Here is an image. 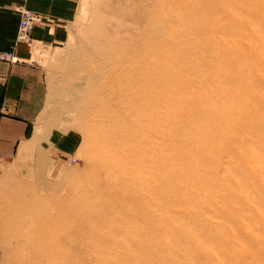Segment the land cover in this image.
Masks as SVG:
<instances>
[{"label": "rangeland", "instance_id": "rangeland-1", "mask_svg": "<svg viewBox=\"0 0 264 264\" xmlns=\"http://www.w3.org/2000/svg\"><path fill=\"white\" fill-rule=\"evenodd\" d=\"M263 11L264 0H81L68 42L54 48L39 46L41 54L31 60L40 74L39 121L75 132L79 147L68 159L38 147L0 164V264H18L15 255L32 264L31 251L16 235L32 233L31 215L42 208L65 216L66 228L74 229L80 222L79 244L70 238L64 248L53 246L57 260L68 252L81 264H115L113 259L127 252L137 255L145 241L149 247L156 245L160 254L164 234L172 264H264ZM224 42L251 55L238 61V52L223 51ZM144 44L151 48L146 54L140 51ZM157 47L161 54L153 50ZM141 53L150 65L145 82L146 74L142 77L140 69L132 67L104 87L103 75L112 61ZM254 61L259 70H243V64ZM155 69L169 81L163 88L149 84ZM232 74L241 76L242 84ZM142 86L146 102L163 94L156 137L150 120L147 124L139 116L145 100L136 93ZM231 92L237 98L245 93L250 97V104L247 100L243 106L251 110L246 117L239 113L242 107L230 101ZM108 97L112 104L106 103ZM155 109L149 102L147 114ZM200 112L203 118L198 117ZM142 125L139 141L149 146L162 140V195L156 175L149 173L142 188L145 195L137 193L127 209L120 195L97 199L99 193L88 183L93 165L99 160L112 162L118 150L125 160L131 157L133 132ZM222 137L225 143L208 149ZM152 158L148 151L143 154L145 162ZM196 164L210 169L200 172ZM113 175L112 181L119 179L118 170ZM230 207L236 216L228 213ZM196 210L200 220L193 217ZM139 258L127 262L148 264Z\"/></svg>", "mask_w": 264, "mask_h": 264}, {"label": "bare ground", "instance_id": "bare-ground-1", "mask_svg": "<svg viewBox=\"0 0 264 264\" xmlns=\"http://www.w3.org/2000/svg\"><path fill=\"white\" fill-rule=\"evenodd\" d=\"M190 1V0H188ZM179 2V1H178ZM184 3V1H182ZM180 2V3H182ZM185 4V3H184ZM187 5V4H186ZM193 5V4H192ZM245 8V6H243ZM246 9V8H245ZM190 11V10H189ZM264 12V11H263ZM239 18V17H238ZM237 23V22H235ZM238 24V23H237ZM143 40V39H142ZM144 42V41H142ZM145 43V42H144ZM143 44V43H142ZM224 44L227 45L225 42L223 43V47H224ZM222 46V45H221ZM141 47V46H140ZM145 44H144V49H142L143 47L140 48V51L143 52V54L148 51L147 49L149 48H146L145 49ZM153 48V47H152ZM151 49V48H150ZM224 49V48H223ZM143 50V51H142ZM147 50V51H145ZM155 51V53L157 52V54H161L160 53V49L159 47L157 48H154L153 49ZM240 50V51H239ZM135 51V50H134ZM139 51V50H138ZM153 51V52H154ZM163 51V49L161 50V52ZM226 54H231V53H237V60L239 61V59H245L247 57H249L251 55L245 53V51L239 49L237 47V49L235 48H231L229 47L228 45L225 47V50H223ZM142 54V53H141ZM124 55L122 56V58L120 56L117 57V59L120 58V61L116 59V61H112V64H109L108 66V70H106V74L103 75V78L105 80H102L103 81V85L105 87V84L111 86L112 82L113 83H116L120 78H123L122 77V72L125 73V72H129L130 69L133 67H138V68H135L137 70L140 69L141 73L140 75L144 76V74H146L144 77L145 78H142L143 79H146L147 80V71L150 70V65H148L147 61H146V57L145 55ZM164 54V53H163ZM263 62V61H262ZM257 62L254 61L253 63L249 64L248 66H246L245 64L244 65V68L243 70H247L249 69L250 71L252 70H259V65H255ZM262 64V63H261ZM263 65V64H262ZM242 67V66H241ZM132 68V69H133ZM228 70H231V65L230 67L228 68ZM162 71V70H161ZM226 72H228L226 70ZM230 72V71H229ZM149 73V71H148ZM152 79L149 81V84H153L155 83L158 87V84H162V88H163V85L165 82H169V81H164V78L162 76V73H160L159 69H155V71L153 72L152 74ZM233 77L235 78V81H237V84H242V78L241 76H238V75H234L232 74ZM125 76V74H124ZM142 76V77H143ZM231 77V79L233 78ZM243 77V80L246 81V80H249V78L247 79L245 76H242ZM141 78V77H140ZM233 78V79H234ZM132 79V78H131ZM232 79V80H233ZM145 82V80H143ZM128 82V81H127ZM153 82V83H151ZM146 83H143V86L145 85ZM143 86L141 88V90L139 91L138 90V93L136 94H140L142 97L145 96V91L143 92ZM130 88V91H131V87L129 86ZM146 88V87H145ZM161 88V85H160V89ZM158 89V88H156ZM235 90V89H233ZM232 90V91H233ZM105 91V90H104ZM231 91V90H230ZM161 92V90H159V93ZM235 92V91H234ZM234 92H231V94L233 93V95L229 94L228 93V97L230 99L231 102H233L235 105H238L239 107H242L241 111L239 112L240 114L244 115L245 117L247 116L248 112L251 111V110H248L246 111L245 109H243V106L244 105H247L246 101L248 100L249 101V104H250V97L248 96L247 97V93L239 96L237 94V96H239V98L235 97V93ZM245 92V91H244ZM133 93V92H132ZM156 93V92H155ZM243 93V91H242ZM162 94V93H160ZM157 93V95L154 96V98H152V101H149L150 103H154V108L157 107V109H155V111H152L151 115H148V111H147V107L149 106V102H146L145 98L144 97V100H145V103H143L142 107H140L141 111H140V115L142 117L143 120L146 121V123L150 120L153 128H154V135L153 137H156L157 136V126H158V119L160 117V114H161V104L163 102V99H162V96ZM163 95V94H162ZM137 96V95H136ZM241 97V98H240ZM137 98V97H136ZM260 97H258L259 99ZM240 99V100H239ZM264 98L260 99L261 101V104L264 106ZM244 102H242V101ZM110 103L112 104V101H113V98L111 97H108V99H106V103ZM156 103H158V105H156ZM251 106V105H250ZM249 106V107H250ZM109 107V106H108ZM248 107V108H249ZM217 110H219V107L217 106L216 107ZM251 113V112H250ZM205 116L204 113L200 112L198 117L200 118H203ZM257 119V117H255ZM255 119V120H256ZM252 120V119H251ZM260 120V119H259ZM148 124V123H147ZM148 126V125H146ZM239 127V126H238ZM248 129V127H246ZM246 128H244L246 130ZM143 130H145V127L142 125L141 127H139L138 129H135V131L133 132V135H132V139L130 142L133 143V148L132 150L130 151V154H131V157H129L128 159H124L123 158V153L119 152L118 151H115L114 153V159H112V162H103V160H99L98 162H95V164L93 165L94 167H92L94 170L92 171L91 175L89 176L88 178V183L89 184H93L94 185V189H96V191L99 193L97 194V199H102V200H107V199H111L112 197L114 196H117V195H120V201H122V207H124L125 209H127V206L128 204L132 201V200H135V198L137 197V193H140L142 195H145V192L142 191V188L145 186V177H147V174L149 173H153L156 175V181H157V184L159 185V194L161 193L162 195V189H163V185L161 184V180H162V174H163V167H162V155H161V145H162V140L160 142L158 141H155V145L154 144H150L148 146V143L146 144L144 141H139V136L140 135L139 133L142 134ZM262 136H260L261 138ZM224 137L222 138H219L217 140H215L213 143H211L209 146H208V149H212L216 146V144H220L221 141L223 143H225L226 141L223 140ZM153 139V138H152ZM236 141V140H235ZM259 141H261L263 143L264 141V138H263V141L260 139ZM233 143V141H231ZM237 142V141H236ZM240 143V141H238ZM237 144V143H236ZM264 144V143H263ZM262 144V145H263ZM233 145V144H231ZM101 150V149H100ZM113 150V149H112ZM235 150V149H234ZM238 150V149H237ZM114 151V150H113ZM139 151H142V153H139ZM146 151L150 152L151 155H152V160L151 162H145V160L143 159V154L146 153ZM236 151V150H235ZM234 151V152H235ZM154 153V154H153ZM120 154V155H119ZM235 154V153H233ZM119 155V156H118ZM105 157V156H104ZM108 157V156H107ZM101 158V157H100ZM195 167L200 171V172H203V173H206L209 171L210 167H207L206 165L202 164V166L196 164ZM218 165L216 166V169H217ZM118 170L119 172V179L116 178L115 181H112L115 176L113 175L114 173H116V171ZM178 176L182 177V174H176V176L174 177H177ZM216 178V177H215ZM178 180V179H177ZM180 180V179H179ZM219 180V179H218ZM228 180V179H226ZM189 181V180H188ZM184 182V181H183ZM218 182V181H217ZM219 182H221L219 180ZM223 182V181H222ZM221 182V183H222ZM225 183V181H224ZM182 184V183H181ZM183 186V185H182ZM188 187V186H187ZM185 188V187H183ZM166 190V189H165ZM173 190V189H172ZM168 191V190H167ZM190 191H192L190 189ZM168 193V192H167ZM173 194V192H171ZM171 194V195H172ZM176 194V192H175ZM170 195V196H171ZM176 196V195H175ZM264 197V196H263ZM188 198V197H187ZM212 198V197H211ZM227 198V197H226ZM114 199V198H113ZM189 200V199H188ZM213 200V199H212ZM119 201V202H120ZM180 201V200H179ZM177 201V202H179ZM226 201V200H225ZM112 202H115V201H112ZM191 203V202H190ZM231 203L228 202V204ZM178 204V203H177ZM226 204V206L228 205ZM185 205V203H184ZM187 205V204H186ZM232 205V204H231ZM181 206V205H180ZM183 206V204H182ZM189 206H191V204H189ZM193 206V205H192ZM191 206V207H192ZM196 206V205H195ZM194 206V207H195ZM230 206V204L228 205ZM233 206V205H232ZM231 206V207H232ZM185 207V206H184ZM194 207H192V209H194ZM229 209L230 210H233V209ZM42 208V207H41ZM229 208V207H228ZM226 208V209H228ZM188 209V208H187ZM190 209V208H189ZM199 209V208H198ZM43 210V211H42ZM41 211H36L37 213L34 212V214L31 215L33 221H34V227H33V231L32 233H17V237H16V240L20 241L21 243L24 242V244L26 245V247H28V250L31 251V254H32V264H81V260L80 258H77L75 259L74 256H69L68 257V252H64V253H60L59 251V255L60 257H58V260L57 258L54 256L55 252L53 251V246H55V244L57 243L59 246H61L62 248H64L65 245L69 244V240L70 238H73L74 240V244L77 245L79 244V236H80V230L79 229H76V228H80V222L78 223V225H76L77 227H75L74 229H70V228H66L64 227L63 223L65 221V216H55L53 214H49L47 213V210L46 208H42ZM170 210V209H169ZM204 211H206L204 208H203ZM238 210V209H236ZM228 211V210H227ZM226 211V213H227ZM169 212H172V210H170ZM178 212V211H177ZM197 212V210H196ZM199 212L196 213L194 217V219L196 218L197 220H200V217L199 215L201 216V214H198ZM231 214V211L228 212ZM239 213V212H238ZM242 213V212H241ZM243 216V218L247 219V217H245L243 214H241ZM67 214V213H66ZM179 214V213H178ZM185 214V213H184ZM190 215V213H188ZM198 214V215H197ZM229 214V215H230ZM62 215H64L62 213ZM183 215V214H181ZM194 215V214H192ZM190 215V216H192ZM228 215V214H227ZM235 215L234 214H231V216ZM185 216V215H184ZM203 216V215H202ZM226 216V215H225ZM230 216V217H231ZM241 216V217H242ZM263 216V215H262ZM261 214L258 215L259 219L262 220V217ZM187 218V215L185 216ZM204 217L205 214H204ZM203 217V218H204ZM237 217H238V214H237ZM183 218V216H182ZM189 218V217H188ZM202 218V219H203ZM236 218V217H234ZM239 218V217H238ZM67 219V218H66ZM193 219V220H194ZM233 219V218H232ZM251 219V218H250ZM192 220V221H193ZM204 221L205 218L203 219ZM239 220V219H238ZM19 221H22V220H19ZM252 221H253V218H252ZM78 222V221H77ZM75 222V223H77ZM180 222V221H179ZM196 224H197V221L195 220ZM199 222V221H198ZM212 222V221H210ZM247 222V221H246ZM188 224V223H187ZM252 225V223H250ZM255 224V223H253ZM115 225V224H114ZM218 225V223L216 224ZM246 225V224H245ZM159 226V225H158ZM220 226V225H219ZM222 226V225H221ZM220 226V227H221ZM205 228V227H204ZM260 228V226H259ZM176 229V228H175ZM223 229V227H222ZM167 230V228H166ZM176 230H180V229H176ZM164 231V230H163ZM161 231V232H163ZM19 232V231H18ZM168 232H169V229H168ZM159 233V232H158ZM180 233V232H179ZM191 233V232H190ZM23 234L25 236H23ZM169 234H171L169 232ZM180 234H183V230H181V233ZM194 234V233H192ZM166 235V234H165ZM178 235V233H177ZM191 235V234H190ZM188 236V237H192L191 236ZM197 235V234H195ZM199 235V234H198ZM197 235V236H198ZM159 236V235H158ZM160 236H161V233H160ZM182 235H180L181 237ZM183 236H186L185 233ZM227 236V235H226ZM163 237H164V234L163 236H161V243H160V246L162 247L161 249V253L159 254V252L156 250L157 249V246L154 245V246H150L148 245L147 241L143 242L145 244H143L142 246L144 247L142 250H140V252H136L137 255H132V253L130 254V252H127L126 254H123L124 256L126 255V263L123 262L124 261V256H122V254H119L121 255L122 257H118L116 259H113L115 262V264H131V263H128L127 260H134V258H137V256H142V258H139V260H141L142 262L144 263H153V264H172L171 262V256L172 254L169 252H167V248H166V243L164 242L165 240V237H164V240H163ZM171 237H173L172 239L174 241L177 242V239H175V237L171 234ZM179 237V236H178ZM179 237V238H180ZM196 237V236H195ZM232 237V236H231ZM178 238V241L180 240ZM187 239V237H186ZM233 240H235L233 238ZM71 241V240H70ZM187 241L188 242H192V240H185V242ZM196 241V239H195ZM115 242L114 244H116L117 241H113ZM164 242V243H163ZM190 242V245L192 246L193 244ZM194 242V241H193ZM261 242V241H259ZM264 242V241H263ZM180 241L178 242L177 245H179ZM233 243V242H232ZM113 244V243H112ZM147 244V245H146ZM150 244V243H149ZM156 244V243H155ZM245 244V243H244ZM175 245V244H174ZM181 245V243H180ZM185 244L183 243L182 246H184ZM198 245V244H197ZM232 245V244H231ZM47 249V253L44 252V253H39L37 252V249L40 248V247H44ZM234 246V245H232ZM60 247V248H61ZM177 247V246H176ZM175 247V248H176ZM196 247V246H195ZM231 247V246H230ZM61 248V249H62ZM190 248V247H189ZM191 248H194L193 246ZM199 248V247H198ZM236 248V247H235ZM196 249V248H195ZM232 249V248H231ZM62 251V250H61ZM63 251H66V248L65 250L63 249ZM62 251V252H63ZM177 251V250H176ZM56 253H57V249H56ZM58 254V253H57ZM116 256V255H115ZM133 256V257H132ZM23 256L22 255H15V259L17 260V263L18 264H26L23 262ZM102 258V257H101ZM112 258H115L114 256ZM111 259V258H109ZM57 260V262H56ZM138 260V259H137ZM239 260V258H238ZM102 261V260H101ZM103 262V261H102ZM113 263V261H112ZM181 263V262H180ZM27 264H30L27 263ZM102 264H105V262H103ZM114 264V263H113Z\"/></svg>", "mask_w": 264, "mask_h": 264}, {"label": "crops", "instance_id": "crops-1", "mask_svg": "<svg viewBox=\"0 0 264 264\" xmlns=\"http://www.w3.org/2000/svg\"><path fill=\"white\" fill-rule=\"evenodd\" d=\"M81 0H0V53L13 52L17 64L0 62V164L21 151H56L72 158L79 147V135L39 121V71L31 64L41 47H60L70 36ZM24 6L44 19L31 33L29 43L19 42L20 15Z\"/></svg>", "mask_w": 264, "mask_h": 264}, {"label": "built area", "instance_id": "built-area-1", "mask_svg": "<svg viewBox=\"0 0 264 264\" xmlns=\"http://www.w3.org/2000/svg\"><path fill=\"white\" fill-rule=\"evenodd\" d=\"M17 12L20 15V28L18 33V41L22 43H29L32 39L31 33L36 26H40L44 23L43 17L37 13L28 10L24 6H18ZM0 62L8 64H17L19 61L15 57L13 52H1Z\"/></svg>", "mask_w": 264, "mask_h": 264}]
</instances>
